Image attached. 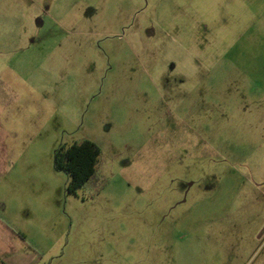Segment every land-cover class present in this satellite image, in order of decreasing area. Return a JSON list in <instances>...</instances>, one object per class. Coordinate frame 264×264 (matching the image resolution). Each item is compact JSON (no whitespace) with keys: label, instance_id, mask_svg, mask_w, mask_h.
I'll list each match as a JSON object with an SVG mask.
<instances>
[{"label":"rangeland","instance_id":"rangeland-1","mask_svg":"<svg viewBox=\"0 0 264 264\" xmlns=\"http://www.w3.org/2000/svg\"><path fill=\"white\" fill-rule=\"evenodd\" d=\"M85 140L68 195L54 152ZM1 160L31 264H259L264 0H0Z\"/></svg>","mask_w":264,"mask_h":264},{"label":"crops","instance_id":"crops-1","mask_svg":"<svg viewBox=\"0 0 264 264\" xmlns=\"http://www.w3.org/2000/svg\"><path fill=\"white\" fill-rule=\"evenodd\" d=\"M19 160L20 159L16 161V166L20 164ZM10 164L11 162L7 160L0 161V182H7L11 187H13L15 184H20V181H25L26 179H21V175L18 173L14 174L12 172H8L11 171ZM23 177H27V175H23ZM41 177L42 175H39V181H42ZM31 181L37 182V180L33 178L31 179ZM262 181L263 182L261 183V185H259V187L264 185V176H262ZM34 188H36L35 185L33 183H30L29 189H26L24 191V194L22 196L20 195L17 200V204H19L21 209L23 208L24 211H27L25 210V208H28V206L32 207L33 204H37L35 202L40 201L36 198L28 196L31 191H33L32 194H35V192H37L34 191ZM261 193L264 194L263 188L261 189ZM6 208V204H1L2 211L6 210ZM31 214L32 213L28 212V216L31 217ZM1 228L3 229V232L5 233L6 237L0 238V264H31L32 260L29 262V259L27 257H24V255L19 252L18 244L13 230H11L10 227L5 226L4 224H1ZM259 228L260 229H257L256 231L258 234L260 232L257 238V246L253 251L249 252L250 254L248 253L249 259L247 260L250 261L254 258L255 260H259V264H264V222ZM237 259H233V257H230V260ZM241 260L245 261V259L243 258Z\"/></svg>","mask_w":264,"mask_h":264},{"label":"trees","instance_id":"trees-1","mask_svg":"<svg viewBox=\"0 0 264 264\" xmlns=\"http://www.w3.org/2000/svg\"><path fill=\"white\" fill-rule=\"evenodd\" d=\"M101 149L92 141L85 140L70 147L61 145L54 152V168L68 176V195L77 194L82 183L89 180L99 163Z\"/></svg>","mask_w":264,"mask_h":264}]
</instances>
